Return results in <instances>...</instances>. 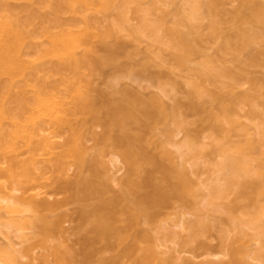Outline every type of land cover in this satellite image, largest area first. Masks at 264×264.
Returning <instances> with one entry per match:
<instances>
[{"label": "bare ground", "instance_id": "1", "mask_svg": "<svg viewBox=\"0 0 264 264\" xmlns=\"http://www.w3.org/2000/svg\"><path fill=\"white\" fill-rule=\"evenodd\" d=\"M14 1L15 0H0V156L2 157H0V159H3L6 155L4 159H6L7 167H10L8 171V168H5L7 172L5 169L2 171V168H0L2 171H0V174L6 173V176L8 178L10 176L12 181H22V183H24V180H26L28 176L30 177L31 174L33 175H31L32 177L36 176L34 173L29 172L28 174L27 171L28 169L31 172L34 171L31 169L34 168L33 163L32 165L29 164V166H27V164L30 163V161L32 162L31 159H33V161L35 160L36 156L34 155H37L38 151L41 149L46 150L49 154V158H52L53 154H55V157H53L54 160L50 159L54 161H52L54 164L52 163V165H50L51 167L54 165L53 168L49 165L47 166L50 168L49 171L54 172V175L55 171L56 174L58 171V173L61 172L68 175L67 172L70 170L69 167L71 165L76 166V172L85 168L84 172L87 170L90 174L89 176L84 177L78 174L79 177H77L78 175L74 173V176L77 175L75 176V181L71 179L75 178L73 175V177L71 176L70 178L71 180L67 178V181L66 179L62 180L61 178L64 177L61 176L59 179H56L58 178L56 177V180L52 177L53 180H51V182H54H52V184L54 185L56 182L57 184L60 182L61 184L59 183V185L61 186L57 184L53 186L47 182V184L43 183L44 185L40 184V186L43 185V187L49 185L61 192H67V188L70 186L71 193L67 195V198L69 196L86 197L83 200L84 205H80V208H85H83L82 211L78 209L80 217L77 213V218L79 219H76L80 220V223L78 222V226L80 227H82L85 222L84 225H86L88 221V229H91L89 223L91 221L94 230L92 232L88 231L87 234H91L89 236L91 238L93 232L96 233L93 238H91L95 240L94 242L96 244L94 243L95 245H93V241L90 240V238L84 237L82 238L83 241L81 239V249H78L80 251H83V248L87 249L91 246V249L93 248L92 250L95 251L97 248L96 245L101 243L100 240L103 237H107L106 239L111 243L112 238H114L113 235L116 234L114 239L117 238L116 240L122 242L124 238H126V234H130V236L134 238V241L135 239H141L145 242L143 245L144 247H139L138 244L136 245L134 243L135 245L133 244L129 246L130 248H127V250H131V252L135 251L136 248L139 251L136 263L134 262V264H154V262L158 263V261L159 264H178L176 261H172V257V259L164 256L161 257V253L159 254L158 250H156L157 247L154 241H157L155 239L159 238L157 237L158 234H160V239L162 240L163 231L167 239L173 236L172 239H176V237H184V235H180L177 231L175 232L178 234L174 231L173 233L169 231V229H167V233L165 232L166 229L163 228L158 229L159 232L156 231L153 233L148 230L150 228L141 226L142 218L145 217L144 219L149 223L151 221L153 222L155 220L154 218H156L155 216L162 213V211H159L160 208L164 209L170 206L169 201L173 204L176 202V198H178L181 204L182 202H190L192 204L191 206L195 208L194 211L192 207V214L195 215L194 218L188 217L189 219L183 220V223L180 221L181 219H178L181 228L187 231L186 236L183 239L180 237L178 242L181 239L183 245L193 249L191 250L192 252H196V250L199 251L200 249L205 250L206 248V251H208L210 246L207 242H204L206 240H203V238H205V236L208 237L212 229H217L216 227L219 221L220 225H218L222 229L219 228L217 231L220 241L223 240L221 242L223 243L222 246H224L226 240H228L230 247L234 245L230 249L232 259L230 260L231 263H229L251 264L245 258L249 241L257 237V234L262 233L261 235H264V169H260L259 167L257 172L250 170V168L252 169L251 161H253L251 151L253 150L252 147H257V142H260L258 144L264 142V124L261 125L260 123L257 125L258 131L261 128L259 131V133H261L259 135L261 136H259L258 139L255 141H252V139L249 141L248 138L244 141L241 139L242 143H238L237 141H240V138L239 140L233 139V137L237 135L240 137V134H235V129L238 128L239 123L235 117L233 118V113L234 111L237 113V107L246 102L248 104L250 103L253 108L251 109L253 112L252 114L257 115L259 113L261 115V112H258L255 107L256 102L258 103V97L264 93V86H261L263 83L258 77L257 81L254 79L256 76L252 75L251 67L253 64L256 65L255 63L257 62L254 60L258 59L259 54L262 53L261 46H264V0L242 1L243 4H240V9L235 11L234 17L232 16L233 21L229 20L232 24L227 23L226 19L224 22L222 21L223 19L220 20L221 17L218 12L221 13L220 10H222V7H219L225 5L226 2L224 0H182V2L181 0H153L151 1L152 3L149 2L150 0H22L23 3L20 5L13 4ZM145 1L146 3H143ZM169 1L171 3H169ZM161 2L168 3L171 6L165 3L164 6ZM175 2H177V4L180 3V5H177ZM158 4L161 5L159 6ZM163 8L171 10L165 11L166 9ZM64 13L72 15L68 21L63 19ZM100 13L102 15H99ZM132 19H136V24L132 22ZM222 22L225 25L222 24ZM226 27L228 28L227 30L224 29ZM145 38H147V40ZM38 40H40V43H38ZM142 40L146 42V44H150L149 46L151 48H149L150 50H146V48L149 47L146 46V48L141 51H139L140 47L139 50L138 47L132 50L141 55V62H138L136 61L138 60L136 56L139 55L131 51L129 44L132 43L131 41H134L141 45ZM148 40L150 43L147 42ZM205 43H211V46H215L213 47L215 49V54L206 53ZM256 49L257 51L259 50V54ZM140 52L144 54H140ZM133 53L135 55H133ZM167 56L171 58H169L171 60L170 63H168L170 60L167 59ZM255 57H257V59H254ZM132 58L135 59L136 66L140 67H135V64L133 66V63H131ZM164 59L167 60L165 61ZM194 60H196V62L198 61L196 66H193L194 64L192 61ZM155 61L158 65L170 64V67L174 66L170 69L171 72L174 71V68H177L175 71H187L186 83H188L187 85L191 88L188 90L189 92L187 91L188 100L186 101L188 102L185 104V101V105L181 104L183 101L180 102V100H176V98L174 99L175 103H172L174 105L168 106L169 103H165L166 101L164 102V99L160 98L163 97L161 94L160 97L158 93H154L155 95L148 97V95L141 93L144 95V98L131 93V87L125 86L126 89L123 87L125 82L121 83L122 79L124 81L125 77H142L144 73L149 70V67L156 64L154 63ZM160 61H162V63ZM145 62L146 65H144ZM140 63H142V65H139ZM250 63L252 64L250 65ZM249 65L250 69L248 68ZM130 66L132 68H130ZM47 67H49L52 75L60 76L58 81H52L49 76L47 78H39L36 76L35 71H42ZM133 67H135V70ZM129 69L135 72H138V69H140V75L139 73L135 75L136 73L134 72L133 76ZM248 69L250 72H248ZM189 74L191 75L189 76ZM250 74L254 77L249 78L248 76H250ZM99 75L105 76L106 83L108 87L111 88L109 91H113V95L111 93L109 96V91L107 92L106 89H104L105 92L95 85L94 78ZM197 75L199 78L197 77L196 79ZM159 76L161 79L158 75L153 78V83H155L157 87L161 83L163 84V82H161L163 81V75ZM170 79L171 78L168 77L167 80H164L166 82L163 84V87L162 85L159 87L162 91L163 89L164 91L166 90V92L163 91L164 93L170 90L169 88L165 89L168 87V85H166L168 81L169 86H172L171 84H174V87L177 86V84L174 83L175 80ZM156 80H158L159 83H156ZM248 82H250V84ZM206 83H208V85ZM247 83L248 86L246 87L245 84ZM212 84L217 85H214L217 87V91H213V89L209 87V85ZM173 86L171 87L172 89H174ZM114 91L117 92L115 95L118 94L119 96L117 95L116 97L119 98L115 97ZM137 92L138 91H136V93ZM101 96L104 97V99L106 98V100L104 101ZM97 97L101 99L97 100ZM202 100L203 102H201ZM98 101H104V103L102 102L103 104H101ZM186 105V110L189 109L191 112L200 111L204 113V125L210 130V138H212L211 144L215 148V152L217 151L218 154L220 153V159L216 162L218 170H213V173L216 172L214 174L217 175L215 177L216 179L214 178L213 182L212 179H209V184L206 187V189H208L207 191H209V198L205 199L203 203H198L199 206L196 200L200 194H197L198 189L194 187V182L192 183L191 181L192 178H189V170L187 172L183 161L184 159L185 161H189L190 159L192 163L194 161L193 165H196L197 160L200 159L201 156L207 154L209 149L205 150L207 147L204 148V146L200 145L199 141L196 139L197 137H195L194 134H188V132L185 133L186 136L184 140L182 139V144L180 142H175V138L173 139L174 135H177L178 132L180 133L183 129L184 123L182 120H184V117L182 119L180 118L183 116L184 112L183 114L179 112H181L180 108ZM103 113L104 116H102ZM262 116L264 115L260 117ZM46 120L51 121L54 134L57 137L63 138L62 142L51 141L49 137H44L40 140L36 139L39 130L42 129L43 123ZM133 122L139 125L136 126L138 131L134 133L131 130V124ZM99 125L102 126V131L105 127L103 133L101 131H96L95 128ZM157 128L160 129L162 137H156L155 139V135L160 136L157 134L158 131L156 134L154 133V135L152 133L154 129L157 130ZM244 129L248 131L247 128L244 127ZM244 129H242V132ZM186 130L189 131L188 129ZM233 130L234 132H232ZM114 131L120 134H116ZM174 131H176L175 134ZM244 132L242 134H244ZM146 134L151 135L149 137ZM146 136L149 138L145 139ZM151 137H153L154 141ZM230 139L233 140L231 141ZM21 140L26 143L27 149L30 151L31 156H33L30 160L29 158L27 160L25 159L24 163L26 164L22 162L23 160L19 159V161L17 157L18 161L12 160V164L10 163L9 165L7 159L10 160L11 157L16 159L18 155L13 156V154L19 151V142ZM88 140H93L94 142L93 146H90L92 151H89V146L86 145V141ZM146 142H148L150 146L153 144L154 149H151ZM243 143L245 144L243 145ZM168 144L176 145L178 147L176 148L180 151H177L175 148L177 152L173 150L175 153L173 152L172 154V149L169 150L167 147ZM178 144H180V146H178ZM247 146L248 148H245ZM119 147H123V151L120 155L123 158L122 160L127 163L126 169L128 168V174L125 172L123 175L124 180H122L123 176L120 179V181L123 182L121 183L123 187H125V191L124 193L122 191L120 193L121 189L119 191L111 189L114 192L110 193L111 190L109 192L106 190L110 184L107 185L103 182L104 172L108 171L107 167H105L106 163H104L106 161L104 157L100 159L99 155H106L104 153L117 155V152H120L118 149ZM9 151H12V153L14 152L12 156H9L11 155ZM182 151L183 153H181ZM212 151L214 152V150ZM35 152H37V154H35ZM8 153L9 155H7ZM118 155L111 160L112 164L113 162L120 161L121 158H118ZM177 155H180L179 158H181L178 163L167 161H172V157H175L177 160ZM26 161H28V163ZM140 162H143L140 164L143 171L145 165H147L145 166L147 168L149 166L148 171L146 170L148 172L146 176H141L142 174L138 172V168L140 167L138 164ZM96 165L100 166L96 168ZM24 166L25 168H23ZM213 166L211 167L212 169ZM14 169L18 171L20 177L22 175L21 178L24 180L21 179L19 181V179H16L19 177V174L16 175L17 172H14ZM21 170H23L24 173ZM20 171L23 174L20 173ZM87 171L85 172L86 174H88ZM249 172L250 174L252 173V176ZM253 172H256L257 176L254 175ZM42 173L41 176L45 174L44 172ZM138 173L139 176H141L140 178L137 176ZM157 173L159 177L156 176ZM220 173H222V175H220ZM2 174L0 177L5 176ZM26 174L28 175L26 176ZM29 177L27 179H29ZM67 177H70V175ZM218 177L220 179L217 180ZM34 178L35 179L32 178L33 181L38 180L37 176ZM222 180L223 182H221ZM104 181L108 180L105 178ZM26 182L27 180L24 184H28L29 187L25 186L24 191H30L29 189L25 190L27 187L33 190L36 189L34 184ZM62 182H66V184L63 186ZM67 184L69 185L68 187H66ZM62 186L66 187V189L62 188ZM57 187H61V189ZM233 187L237 188V192L239 193L238 197L248 199L245 207H252L251 209L247 207L246 209L243 207L244 205H239L238 201V203H231L229 200L228 203L227 201L224 202L225 200L220 201L222 205L221 208V205L217 203V201L220 199L227 200L226 195L227 193L229 194L228 191ZM15 188L18 190L17 187ZM15 188L13 189L14 191H16ZM147 188L151 189L149 190L150 192H143V189L147 190ZM193 188H195V190ZM47 191L45 194L47 193L46 195L50 196L51 194L49 193L52 192H49V190ZM104 191L107 193L103 194ZM115 192H119V195H121L120 199L123 197L125 198L124 201L119 200V202H117V197H114L116 196ZM108 194H110L111 197ZM128 195L134 196L131 201H133L135 206H131L132 202L130 200V204H128L130 206L122 204V202L128 200L126 199ZM4 196L5 197L0 195L1 232H4V229H9L11 226L17 227L16 229H19V231L22 228L25 229L28 227L32 229V233L35 231V234L37 230H39V233H41V230L45 231V233L50 231L56 232L58 229L61 231L63 228L62 223L68 221L66 219V213L58 212L59 214L52 219L48 217L47 214L41 213L42 209L48 210L53 206L50 202L51 199L48 200L49 196L48 198L45 196V198L42 199L35 198V196L39 197L36 193L32 196L28 195L27 197L20 195L19 198L18 195H11L12 198L9 196L6 197V195ZM101 196L103 197L100 200L99 198ZM107 196H109L108 200L106 198ZM21 197L24 201L30 198L32 200H26V202H30L26 203L23 201V203L21 202L23 200L20 199ZM88 197L90 199L94 197L92 199L94 202L97 199L100 200V202L98 201L99 204L95 203L96 205L94 204L92 206V204L89 203L90 207H88L89 205H86V207L85 203L90 200ZM112 197H114L113 200L111 199ZM104 198L109 201L107 204L104 202L102 203V201H105ZM80 199L81 198H78L79 201H82ZM110 200L112 203H110ZM222 202L226 203L225 206ZM22 203L23 205H29L27 207H20L19 205H22ZM59 203L60 202L57 201L56 204L62 206ZM63 204L65 205V203ZM108 204L112 207H108ZM117 206H124V208L117 210L118 213H116V211L113 210L116 209ZM105 207L109 209L106 211ZM23 208L31 211L36 210V214L32 218L30 216L26 219H24L26 214H22L24 217L21 216L22 218L20 217V219H18L20 216L18 215L19 209V213H26ZM58 209L59 207L57 208L56 206V210L53 208L52 213ZM209 209H213L212 211L216 212L223 211L224 214L219 217H210V213H207L210 211ZM216 209H218V211ZM238 209L242 211L240 212ZM100 210L105 211H103L102 214ZM14 213L17 217H15ZM119 213L120 215H118ZM7 214L9 215L7 218L8 220L5 218L8 216ZM112 215H114V220ZM115 215L119 218L117 219ZM140 217L141 222L139 220ZM85 218H89V220L86 221ZM125 218L127 221H125ZM119 220L128 222L129 227H127V223L124 224L125 226L117 225L118 223L116 222ZM214 220L218 221L215 222ZM81 221H83V224ZM40 223H43L41 224L42 226ZM114 223H116L117 226ZM175 225L177 226L176 223ZM244 226L250 227L254 232L246 231ZM42 227L43 229H41ZM46 228H50L51 230H46ZM117 228L120 230V233ZM125 228H130L132 231L135 229V231H137L133 233V236L129 231L130 229L127 230V232L129 231L128 233L121 231V229L124 230ZM77 230H79L78 227ZM160 232H162V234ZM23 234L26 239V235L28 234ZM97 234H100L98 235L100 236L99 239L102 237L100 240L98 239V241L97 238H95ZM109 236H113L111 240H109ZM120 236L122 238H120ZM244 237L247 238L248 242L245 241L246 238ZM25 239L23 240L25 241ZM84 239H87V241ZM260 239L262 240V238H259L261 249H255L256 251L254 254L257 255L258 258L262 257L264 260V241L262 242ZM231 240L233 243H236L230 244ZM103 241L104 239L102 243ZM105 242L106 241H104V243ZM228 243L225 244V248L228 247ZM7 245L8 247L6 245V247H3L4 245L2 246L0 243V264H20L18 260L19 255L21 257H28V253L31 254V251L35 249L31 244L27 245V247L23 246L24 248L20 247L21 249L19 250L16 249L17 247L12 242ZM83 245L86 247H82ZM105 245L108 246V243H105ZM91 249L90 251H92ZM75 251H73V249L67 251L55 250V258L58 264H67L71 255L78 253V251ZM85 252L87 253L88 251L85 250ZM86 253L84 254L83 251L82 254L87 257ZM115 258L116 256L105 262L103 261L106 259H101L102 262H100L105 264H120V260ZM44 260L46 261V258L43 259V261ZM113 260L117 261L113 262ZM30 263L32 262L28 264ZM188 263L187 261L185 264ZM24 264H27V262H24Z\"/></svg>", "mask_w": 264, "mask_h": 264}, {"label": "rangeland", "instance_id": "2", "mask_svg": "<svg viewBox=\"0 0 264 264\" xmlns=\"http://www.w3.org/2000/svg\"><path fill=\"white\" fill-rule=\"evenodd\" d=\"M151 1H153V0H150L149 2H151ZM180 1V0H179ZM179 1H177V2H179ZM225 2V5H221L219 8H221L222 7V10H220L221 11V13H219L218 12V14H220L219 16L221 17V19L220 20H222L223 22H224V20L226 19L227 21V23H231V22H229V20H231V21H233L232 20V18L234 17L233 15H234V13H235V11H238L237 9H240L239 8V6H241L240 4L242 3L243 4V2L242 1H244V0H224ZM245 1H247V0H245ZM263 1V0H262ZM168 2V1H167ZM177 2H175L176 4H177ZM181 2H182V0H181ZM23 3V1L22 0H15L14 2H13V4H15V5H20V4H22ZM143 3H146V1L145 2H143ZM152 3V2H151ZM163 5H164V3L165 2H161ZM169 3H171L170 1H169ZM174 3V2H173ZM223 3V4H224ZM165 4H168V3H165ZM146 5V4H145ZM149 5H151V4H149ZM159 6L161 5V4H158ZM169 6H171L170 4H168ZM168 5H167V7H168ZM177 5H180V3H178ZM147 6V5H146ZM165 6V5H164ZM166 7V8H167ZM174 7V6H173ZM172 7V8H173ZM166 8H163V9H166ZM170 8V7H169ZM162 9V8H161ZM167 10H171V9H166L165 11H167ZM160 12V11H159ZM99 15H102L101 13L99 14ZM70 16H72V15H70L69 13H64L63 14V19L65 20V21H68L69 19H70ZM170 16V15H169ZM223 16V17H222ZM233 16V17H232ZM171 17V16H170ZM169 17V18H170ZM171 19V18H170ZM133 20V19H132ZM134 24H136V19H134L133 21H132ZM222 22V24H224ZM226 23V24H227ZM232 24V23H231ZM230 24V25H231ZM225 25V24H224ZM229 25V26H230ZM225 30H227L228 28L226 27V28H224ZM146 40H147V38H145ZM145 39H144V41H145ZM119 40H123V39H119ZM125 41H126V39H125ZM132 43H130L129 45V48H131V51L132 50H134V49H136L137 47H138V50H139V47H140V50L139 51H141V50H144L145 48H146V46H149L148 44H146V42H143V40H142V43H141V45H140V43L138 44V43H136V42H134V41H131ZM147 42H149V40L147 41ZM38 43H40V40H38ZM136 43V44H135ZM150 43V42H149ZM264 43V42H263ZM206 44V46H205V50H206V53L208 54H210V53H214L215 51V49L213 48V47H215V46H211L212 44L211 43H205ZM205 44H203V45H205ZM211 44V45H210ZM202 45V46H203ZM262 45V44H261ZM260 45V46H261ZM259 46V45H258ZM263 46V45H262ZM262 46H261V49H262V53L261 54H259V50L257 51V49H256V51L258 52V54H259V57H258V59H257V57H255L254 59H257V60H254V61H256L257 63H255L256 65H254L253 64V66L251 67V72L253 73L252 75H254V76H256V78L254 77V79L257 81V77H258V79L259 80H261L262 81V83H263V85H261V86H264V52H263V50H264V46H263V48H262ZM204 47V46H203ZM149 48H151L150 46L148 47V48H146V50H150ZM205 50H203V51H205ZM253 50V49H252ZM252 50H251V52H252ZM261 51V50H260ZM132 52H136V51H132ZM144 52V51H143ZM141 53L140 52V54H144V53ZM149 52V51H148ZM151 53V52H150ZM254 53V52H253ZM136 55H139V54H137V52L135 53ZM134 53H133V55H135ZM148 55H151V54H149V53H147ZM211 54V55H212ZM215 54V53H214ZM146 55V54H145ZM169 56V55H168ZM167 56V59H169L170 57H168ZM255 56V55H254ZM141 57V55H139V56H136V58H138V60H136V61H140V58ZM143 57V56H142ZM146 57V56H145ZM144 57V58H145ZM143 58V59H144ZM147 58H149V57H147ZM158 58V57H157ZM160 59V58H159ZM166 59V60H167ZM171 59V58H170ZM169 59V60H170ZM165 60V59H164ZM165 60V61H166ZM134 61H135V59L134 58H132L131 59V63H133V66H134V64H135V67H140V66H136L137 64H136V61H135V63H134ZM143 61V60H142ZM148 61V60H147ZM254 61H253V63H254ZM141 62V61H140ZM157 62H158V60H157ZM156 61L154 62V63H156L155 65L153 64V66H151V67H149V70L146 72V73H144V75L142 76V74H141V76L142 77H138L137 78V76H135L136 78H131V77H125V79H124V81H123V79H122V81H121V83H124L125 82V84H123V87L125 88V86H129V87H131L132 88V92L131 93H133V94H136V95H139V96H142V97H144V95H148V97L149 96H151V95H155L154 93H158L159 94V97H160V94L163 96V97H160V98H163L164 99V102L165 103H169V105L168 106H170V105H174V104H172V103H175L174 102V99H176V100H180V102H182L181 104L182 105H185L188 101H186V100H188V95H187V91L188 90H190V88L191 87H189L187 84L188 83H186V81H187V71H184V70H177V71H175L177 68H174V71H172L171 72V68H173V67H170L171 65L169 64V65H158V63H157ZM161 63H162V61H160ZM168 62V61H167ZM171 62V60L168 62V63H170ZM193 62V66H196L197 65V62H196V60H194V61H192ZM252 62V61H251ZM167 63V64H168ZM144 64V63H143ZM252 63H250V65H251ZM132 65V64H131ZM139 65H142V63H140ZM144 65H146V62H145V64ZM173 65V64H172ZM250 65H249V69H250ZM192 66V65H191ZM135 67H133V69L135 70ZM144 67V66H143ZM147 67V66H146ZM145 67V68H146ZM130 68H132L131 66H130ZM136 68V69H137ZM111 69V68H110ZM132 69V70H133ZM141 69H143V68H141ZM248 69V72H250V70ZM130 71H131V69H129ZM131 71V74L134 76V72L135 71ZM140 69H138V72L136 71L135 73V75H138V73H139V75H140V71H139ZM107 71H108V69H107ZM144 71V70H143ZM112 72V71H111ZM68 73V72H67ZM66 73V74H67ZM109 73V72H108ZM35 74H36V76L37 77H39V78H47L48 76L49 77H51V80L52 81H58L59 80V78H60V76L59 75H52V73L50 72V69H49V67H47L46 69H44V70H42V71H35ZM69 74V73H68ZM108 75V74H107ZM131 75V76H132ZM158 75V77H160L159 75H163V77H162V79H163V81H161V82H163V84L166 82V81H164V80H167L168 79V77H170L171 79L170 80H175V84H177V86L176 87H174L175 85L174 84H171L172 86H173V88L174 89H172L171 87L172 86H169V81L167 82L168 84H166V85H168V87L167 88H165V89H170L169 90V92L167 91V93H164V92H166V90L164 91V89H163V91L161 90V88H159L160 87V85H162V87H163V84L161 83L158 87H157V85H155V83H153V78L154 77H156ZM191 74H189V76H190ZM188 76V77H189ZM193 76V75H192ZM248 76V75H247ZM195 77V76H194ZM197 77H198V75L196 76V79H197ZM249 78L250 77H252L251 76V74H250V76H248ZM248 77H247V79H248ZM252 77V78H253ZM199 78V77H198ZM159 79V78H158ZM160 79H161V77H160ZM159 79V80H160ZM201 79V78H200ZM94 80H95V85H97L100 89H103V91H105L104 89H106V91L108 92L109 90H111V88L110 87H108V84L106 83V79H105V76L104 75H99V76H96L95 78H94ZM155 81V80H154ZM200 81V80H199ZM246 81V80H245ZM159 83V81L158 80H156V83ZM177 82V83H176ZM258 82H260V81H258ZM249 84H250V82H248ZM248 83L247 84H245V86L247 87L248 86ZM261 83V84H262ZM51 84H53V83H51ZM126 84H128V85H126ZM207 85H208V83H206ZM214 85H216V84H214ZM213 84L212 85H209V87L211 88V89H213V91L215 90V91H217V87H215ZM244 85V84H243ZM121 86H122V84H121ZM217 86V85H216ZM244 87V86H243ZM122 88V87H121ZM219 88V87H218ZM249 88V87H248ZM113 89V88H112ZM126 89V88H125ZM134 90V91H133ZM243 90V89H242ZM244 90H245V88H244ZM105 91V92H106ZM136 91H138L137 93H136ZM140 92V93H139ZM189 92V91H188ZM264 92V91H263ZM109 96L111 95V93H112V95H113V91L111 92V91H109ZM115 93H117L116 91H114V95H115ZM144 94V95H142V94ZM106 94V93H105ZM118 94H116L115 95V97L117 96ZM106 96H107V94H106ZM119 96V95H118ZM158 96V95H157ZM264 93H263V95H261L260 97H258V99H257V101H258V103L256 102V110H258V112H261V115H264ZM112 97H114V96H112ZM148 97H146V98H148ZM98 98V97H97ZM101 98H103V100L105 101L106 100V98L104 99V97H102L101 96ZM100 97L97 99V100H100L101 99ZM108 98V97H107ZM116 98H119V97H116ZM145 98V97H144ZM104 101H98V102H100L101 104H103L104 103ZM186 101V102H185ZM103 102V103H102ZM184 102H185V104H184ZM201 102H203V100L201 101ZM205 102V101H204ZM246 103V102H245ZM241 104V106L239 105L238 107H237V113H235V111H234V113H233V118L235 117L236 119H237V121H238V130L237 129H235V131H236V133L235 134H240V137H238V135L237 136H234L233 137V139L234 140H236V139H238L239 140V138H240V141H237L238 143L240 142V143H242V141H244L245 139L247 140V138L249 139V141H251L250 139H252V141H255L256 139H258L259 138V136H261V135H259V134H261V133H259V131H260V127H258V128H260L259 129V131L257 130V125L258 124H260L261 123V125L262 124H264V116H262V117H260L261 115L258 113L257 115L256 114H252L253 112L251 111V109H253L252 107H251V105H250V103L248 104V103H246V104ZM186 108H187V105L186 106H184V107H182V108H180L181 109V112H179V113H181V114H183V112H184V114H183V116L180 118V119H182L183 117V119L184 120H182L183 121V123H184V125H183V129H182V131H180V133L178 132V134L176 135L175 134V132L176 131H174V137H173V139H174V141L175 142H177V143H181V141H182V139L184 140V138H185V133H187L188 132V134H194L195 135V137H197L196 139L199 141V144L200 145H202V146H204V148H206L205 150H207V149H209L208 150V153L207 154H205V155H203V156H201L200 157V159H198L197 160V164L196 165H193L194 164V161H193V163H192V160H190L189 159V161L188 160H186L185 161V159H184V161H183V164H184V166H185V168H186V170H187V172H188V170H189V178H192L191 179V181H192V183L194 182V187L195 188H197L198 189V193L197 194H200V195H198L199 197H198V199L196 200L197 201V205H198V203H203V201L205 200V199H208L209 198V196H208V193H209V191H207L208 189H206V187H207V185L209 184L208 183V181H210L209 179H212V182L214 181V178L217 176V175H214L216 172H214L213 173V170L214 169H216V170H218L217 169V167H216V165H217V163L216 162H218L217 160H219L220 159V156H219V154H218V152L216 151L215 152V148L212 146V144H211V142H212V138H210L211 136H210V130H209V128L207 127V126H205L204 125V118H205V115H203L204 113H202V112H200V111H196V112H191L189 109V111L188 110H186ZM180 111V110H179ZM235 115V116H234ZM255 115V116H254ZM102 116H104V113H103V115ZM234 121H236V120H234ZM133 123H135V124H133ZM132 124H131V130L133 131V133L134 132H137L138 131V128L136 127V126H139L138 125V123H136V122H133ZM235 123V122H234ZM172 125V124H171ZM10 126V125H9ZM174 126V125H173ZM133 127V128H132ZM236 127H237V125H236ZM243 127V128H242ZM244 127L245 128H247L248 129V131H246L245 129H244ZM262 127V126H261ZM234 128H235V126H234ZM240 128H242V129H244L243 130V132L245 131V132H247V133H245L244 132V134H242L243 132H242V129H240ZM96 131H101L102 133L104 132V129H105V127L103 128V131H102V126L101 125H99V126H97L96 128ZM156 129V128H155ZM154 129V131L152 132L153 133V135H154V133L156 134L157 133V131H158V133L157 134H159L160 136H154V138L156 139V137H162V133H161V131H160V129L159 128H157V130H155ZM186 129H188L189 131H187ZM240 129V130H239ZM115 130H117V129H115ZM119 131V130H118ZM115 132V131H114ZM160 132V133H159ZM232 132H234V130L232 131ZM241 132V133H240ZM116 134H120L119 132H115ZM151 133V134H152ZM115 134V135H116ZM149 134V133H148ZM150 134V135H151ZM232 134H234V133H232ZM242 134V135H241ZM147 135V134H146ZM150 135H147V136H149L150 137ZM193 135V136H194ZM146 136V138L145 139H147V138H149V137H147ZM44 137H49L50 139H51V141H54V142H57V141H60V142H62V140H63V138H61V137H57L55 134H54V132H53V128L51 127V121H49V120H46V121H44V123H43V126H42V129H40L39 130V133H38V136L36 137V139H38V140H40L41 138H44ZM232 137V136H231ZM151 139H153V137H151ZM151 139H150V141H151ZM233 139H230L231 141L233 140ZM241 139H242V141H241ZM153 141H154V139H153ZM248 141V142H249ZM236 142V143H237ZM93 140H88V141H86V145H88L89 146V151H92V149L90 148V146L92 147L93 146ZM176 143V144H177ZM247 143V142H246ZM255 143V142H254ZM258 143H260V142H257V144ZM264 142H262V144H256V148H253L252 147V157H253V161H251L252 162V169L250 168V170L252 171V170H254V171H256L257 172V170H259L258 168L260 167V169H264V144H263ZM145 144V143H144ZM146 144H148V146L151 148V149H154V146H153V144H151V146L149 145V143L148 142H146ZM172 144V143H171ZM182 144V143H181ZM245 143H243V145H244ZM178 146H180V144H178ZM201 146V147H202ZM19 151H17V153H12V151H9V153L11 154V155H9V153L7 154V155H9V156H12V154H13V156L14 155H18V156H16V159H13V157H11L10 158V160L9 159H7L8 161H9V165H10V163L12 164V160L13 161H16L17 160V157H18V160L20 159V160H23L22 162L24 163L25 162V159L27 160L28 158H29V160H30V158H32V156H31V153H30V151L27 149V146H26V143L24 142V141H20L19 142ZM167 147L169 148V150L170 149H172L171 151H172V154H173V152L175 151V152H177V151H180L179 149H177L178 147L176 146V145H170V144H168L167 145ZM177 147V148H176ZM212 147H213V149H212ZM250 147V146H249ZM177 149V151H176V149ZM183 148V147H182ZM245 148H248V146L247 147H245ZM91 149V150H90ZM119 149V151L120 152H117L118 154V158H121L120 159V161H117V162H113V164L111 163V160L113 159V158H116V156L117 155H115V154H112V153H104V154H106V155H99V158L100 159H102L101 157H104V159H105V161L106 162H104V163H106L105 164V167H107V170L108 171H105L104 172V174L105 175H103L104 176V178H103V182H105L107 185L108 184H110L109 186H108V188L106 189L107 190V192H109L111 189H115L116 191H119L120 189V193H121V191L124 193V191H125V187H123V185H122V181H120V179H121V177L125 174V172H127L128 171V168L126 169V167H127V163L124 161V160H122L123 158L121 157V153H122V151H123V147H119L118 148ZM117 149V150H118ZM214 150V152L212 151V150ZM250 149V148H249ZM248 149V150H249ZM174 150V151H173ZM181 150H183V149H181ZM38 151V150H37ZM59 151V150H58ZM247 151V150H246ZM16 152V151H15ZM96 152V151H95ZM174 152V153H175ZM205 152V151H204ZM250 152V151H249ZM250 152V153H251ZM179 153V152H178ZM181 153H183V151L181 152ZM35 154H37V152H35ZM51 154V153H50ZM204 154V153H203ZM181 155V154H180ZM179 155V156H180ZM6 156V155H5ZM5 156L3 157V159L5 158ZM34 156H36V158H35V164H34V161H33V159H31L32 160V162L30 161V163H28V161H26L28 164H27V166H29V164L30 165H32V163H33V166H34V168H36V169H34V168H31V169H33L34 171L33 172H31V171H29V169H28V167H27V171H28V174H29V172L30 173H34V175H36L38 178V180H32V178L33 179H35L34 177H36V176H34V177H32L31 175H30V177H29V179H27L26 178V180H27V182L26 183H32V184H34L36 187V189L35 190H33V189H30V188H28L29 186H28V184H24L25 183V181L26 180H24L23 178H21L22 177V175H21V177H20V174L18 173V171H15L17 168H19V167H17L16 169H14V172H17L16 173V175L17 174H19V177H17L16 179L18 180L19 179V181L21 180V179H23L24 180V183H22V181H20V182H17V181H15L14 182V180L12 181L11 179V177L9 176V178L6 176V173L5 172H3V173H5V174H2V175H5V176H3V177H0V195H3V197H5L4 195H6V197H11V195H18V198L20 197V195L21 196H25V197H27L28 195H33V194H35L36 193V195H39V197H36L35 196V198H40V199H42V198H45V196L48 198V196L49 195H46L47 193H48V191L47 190H49V192H52V193H49V194H51L50 196H49V198H48V200L49 199H51L50 200V202L53 204V208H54V210H56V206H57V208L59 207V209L57 210V211H55V212H53L52 213V210H53V208L51 207L50 209H42V211H41V213H45V214H47V216L48 217H50L51 219L52 218H55L59 213L58 212H60V213H66L67 215H66V219L68 220V221H65L64 223H62V230L60 231V229H58L56 232H51L50 230V228L48 229V228H46V230L48 229L50 232H48V233H45V231H42L41 230V233H39V230H37V229H34V230H37L36 231V234H35V231H33L34 233H32V229H30V228H25V229H21L20 231H19V229L17 230L16 228L17 227H15V226H11V227H9V229H4V232H1L0 231V243L2 244V246L3 247H8V243H13L17 248L16 249H21L20 247H22V248H24L25 246L27 247V245H32L33 247H35V249L34 250H32L31 251V254L30 253H28L29 254V256L28 257H24V256H20L19 255V258H18V260L20 261V264L22 263V264H24V262H27V264L29 263V262H32V263H30V264H58V262H57V260H56V256H55V250H57V249H59L60 251H67V250H71V249H73V251H78V253L77 254H75L74 253V255H71V257L69 258V262L67 263V264H105V263H101L102 261H101V259H106V260H104L103 262H105V261H107V260H109L110 258H113L114 256H116V258L115 259H119L120 260V264L122 263V264H134V262L136 263V259H137V257H138V255H139V251L137 250V248L135 249V251H133V252H131V250H127V248L129 247V246H131V245H133L134 243L137 245H139V247L140 246H143L144 244H145V242L144 241H142L141 239H135V241H134V238L133 237H131L130 236V234L129 235H127L126 234V238H124V240L122 241V242H120V241H118V240H116V239H114L116 236V234H114L113 236H114V238H112V237H108V238H110L109 240H111V238H112V241H111V243H110V241H108V239H106V238H100L99 239V237L100 236H98V235H100V234H97L96 235V237L95 238H97V241H98V239L100 240V242L101 243H99V244H97L96 245V250L95 251H93L92 249H91V247L90 248H87V249H85V248H83V251H84V254L86 253L85 252V250L86 251H88L87 253H86V255H87V257H85V255L84 254H82L83 253V251H80V250H78L79 248L81 249V245H82V241H83V239L82 238H84V237H88V238H90L89 236L91 235H88L87 234V232L88 231H90V232H92L94 229H93V225H91V221L89 222L90 223V228L91 229H88L89 228V226H88V221L87 220H89V218H85L86 219V221H87V224L86 225H84L83 224V221H81V223L83 224V226L82 227H80V226H78L79 225V223H80V220H77V219H79V218H77V215L79 214L78 213V209H81L80 211H82L83 210V208H85V207H83V208H80V205H82L83 204V200L86 198V197H84V198H82V196H76V197H68L67 198V195H70V193H71V188H70V186L67 184V186L66 187H68L69 186V188H67L68 189V191L67 192H61V191H58V190H55L53 187H51V186H49V185H46V186H49V187H46V186H44L43 187V185L44 184H47V183H50V184H52V182H51V180H53V179H55L56 177H58V178H56V179H59V177L61 176V177H64V178H61L62 180H64V179H66V181H67V178L68 179H70L71 178V176L73 175L74 176V173L75 174H79V175H82V176H84V177H86V176H89L90 174L88 173V171H87V173L88 174H86L85 172H84V167L86 166H84V167H82V168H84V169H82V170H80L79 172H76L75 170H76V166H73V165H71L70 167H69V171L67 172L68 173V175H70V177H67L68 175L66 174V173H61V172H59L58 173V171H57V174H56V171H55V175H54V172H52V171H49L50 170V168H48L47 166L49 165H52V163L54 162L53 160V157H55V154H53V157L52 158H49V154L46 152V150H39L38 151V154L37 155H34ZM175 156V155H174ZM179 156L177 155L176 157H177V160L175 159V157H172V161H170V160H167V161H169V162H174V163H178L179 161H180V159L181 158H179ZM1 157V156H0ZM2 158V157H1ZM15 158V157H14ZM98 158V159H99ZM187 158V157H186ZM0 159V168H2L1 170L2 171H4L3 169H5L8 165H7V163H6V159ZM50 159H53L52 161L50 160ZM17 160V161H18ZM19 160V161H20ZM119 160V159H118ZM166 160V159H165ZM176 160V161H175ZM252 160V159H251ZM5 161V162H4ZM7 161V162H8ZM102 161V160H101ZM124 161V162H123ZM166 161V162H167ZM21 162V163H22ZM18 163H20V162H18ZM143 162H140L138 165L140 166V164H142ZM195 163H196V160H195ZM24 164H26V163H24ZM54 164V163H53ZM19 165H21V164H19ZM214 165V166H213ZM32 166V167H33ZM54 166V165H53ZM53 166L51 167V168H53ZM97 166H100V165H96L95 167L97 168ZM144 166V165H143ZM145 166H147V165H145ZM144 166V171H143V168L141 169L140 167L138 168V172L140 173V174H142L141 176H146V174L148 173L147 171H148V168H149V166H148V168L147 167H145ZM213 166V169L211 168ZM87 167V166H86ZM188 167V168H187ZM8 169H7V171L10 169V167H7ZM22 168V167H21ZM20 168V169H21ZM23 168H25V166L23 167ZM19 169V170H20ZM87 169V168H86ZM211 169V170H210ZM0 170V171H1ZM18 170V169H17ZM25 170V169H24ZM55 170V169H54ZM79 170V169H78ZM147 170V171H146ZM216 170H214V171H216ZM1 171V172H2ZM5 171H6V169H5ZM6 171V172H7ZM22 172H23V170H21ZM20 171V173H22ZM89 171H90V169H89ZM26 172V171H25ZM42 172H44L45 174L44 175H42L41 176V174H43ZM82 172V173H81ZM256 172L254 173L253 172V174L254 175H256L257 176V174H256ZM24 173V172H23ZM22 173V174H23ZM139 173H138V177L140 178L141 176H139ZM0 174V175H1ZM28 174H26V176L28 175ZM127 174H128V172H127ZM249 174H250V172H249ZM64 175V176H63ZM77 175H75V176H77ZM79 175L77 176V177H79ZM135 175H136V173H135ZM134 175V176H135ZM220 175H222V173H220ZM251 176H252V173L250 174ZM253 175V176H254ZM259 175V174H258ZM44 176V177H43ZM72 176V177H73ZM74 176V177H75ZM132 176V175H131ZM130 176V177H131ZM156 176L157 177H159V174L157 173L156 174ZM219 176V175H218ZM16 177V176H15ZM25 177V176H24ZM32 177V178H31ZM52 177H53V179H52ZM133 177V176H132ZM222 177V176H221ZM255 177V176H254ZM11 178V179H10ZM30 178H31V180H30ZM105 178H106V180H108L109 181V183H108V181H104L105 180ZM127 178H128V176H127ZM55 179V180H56ZM71 179H75L76 180V177L75 178H71ZM70 179V180H71ZM133 179H134V177H133ZM136 179H138V178H136ZM216 179V178H215ZM218 179H220L219 177L217 178V180ZM222 179V178H221ZM28 180H30V181H28ZM54 180V181H55ZM73 180H72V182H73ZM74 180V181H75ZM122 180H124V176H123V179ZM32 181V182H31ZM61 181V180H60ZM47 182V183H46ZM122 182V183H121ZM221 182H223V180L221 181ZM44 183V184H43ZM54 183V182H53ZM60 183V182H59ZM59 183L57 184V182L54 184V185H59ZM63 183V182H62ZM40 184H43L42 186H40ZM61 184V183H60ZM66 184V182H64L63 183V186ZM71 184V183H70ZM31 185V184H30ZM53 185V184H52ZM53 185V186H54ZM25 186H28L27 188H25V190H27V189H29L30 191H24V187ZM31 186H33V185H31ZM59 186H61V185H59ZM62 186V188H65L66 189V187H63ZM15 187H17L18 188V190L15 188ZM51 187V188H50ZM193 187V186H192ZM16 189V191H14L13 189ZM33 188V187H32ZM58 188V187H57ZM56 188V189H57ZM60 189H61V187H59ZM58 188V189H59ZM195 188H193L194 190H195ZM109 189V190H108ZM144 190V191H143ZM143 190H141V191H143V192H145V191H147V192H150L149 190H151V189H149V188H147V190H145V189H143ZM47 191V193L45 194V192ZM197 191V190H196ZM60 192V193H59ZM106 191H104L103 192V194H106L107 193ZM112 192H114L113 190H111V192L110 193H112ZM229 192V194L227 193V195H226V198H227V200L226 199H220V200H218L217 201V203H219L220 204V201H224V202H226L227 201V203H228V200L229 201H231V203H236L237 201L239 202V205H244L243 207L244 208H246L245 207V205H247V202H248V199L247 198H241V197H238V192H237V188L236 187H233V188H231V190L230 191H228ZM32 193V194H31ZM38 193V194H37ZM40 193V194H39ZM58 193V194H57ZM116 193V192H115ZM109 196H110V194H108ZM113 195H115V194H113ZM123 195V194H122ZM207 195V196H206ZM66 196V197H65ZM109 196H107L106 198H107V200L109 199L108 197ZM120 196L121 195H119V192H117L116 193V196H114L116 199H118V201L117 202H119V200L120 201H124V199L125 198H121L120 199ZM130 196H132V197H130ZM205 196V197H204ZM2 197V196H1ZM17 197V196H16ZM24 197V198H25ZM92 197V196H91ZM103 196H101L99 199L101 200V198H102ZM111 197V196H110ZM114 197H112L111 199L113 200L114 199ZM12 198V197H11ZM34 198V197H33ZM56 198H57V200H56ZM63 198V199H62ZM66 198V199H65ZM78 198H81L80 200H82V201H79L78 200ZM94 198V197H93ZM92 198V199H93ZM98 198V197H97ZM106 198H104L105 199V201H102V203L104 202L105 204H107L109 201H107L106 200ZM134 198V196L133 195H128L127 196V198L126 199H128L127 201H125V202H122V204H126L125 206H130V205H128V204H130V202H129V200L131 201V199H133ZM20 199H23L22 197L20 198ZM31 199V198H30ZM30 199H26V200H30ZM53 199H54V202H53ZM59 199V200H58ZM62 199V200H61ZM88 199H90L89 197H88ZM92 199H90L88 202H86V201H84V202H86L85 203V206L87 205H89V203L90 204H92V206L95 204V203H98L99 204V202H100V200H96L95 202L92 200ZM96 199V198H95ZM175 199V198H174ZM178 198H176V202H172L173 204H171V201H169V203H170V206H168V207H166V208H160L159 209V211L161 212L162 211V213H160V214H157L155 217L156 218H154L155 220L152 222H147V220H145L144 218H142L143 220H142V222H141V217L139 218V220H140V222H141V226H143L144 228L146 227V228H150V229H148L149 231H151V232H153V233H155L156 231L157 232H159V230L158 229H160V228H163V229H166V231L165 232H167V229H169V231H171V232H175V231H177V232H179V234L180 235H184V237L186 236V234H187V231L185 230H183L182 228H181V225H180V223H179V220L178 219H181L180 221L183 223V220H185V219H187L188 217H190V218H194L195 217V215H193L192 214V211H193V209H194V211H195V208H194V206H191L192 204L189 202H182V204L180 203L181 201L179 200V202H178V200H177ZM26 200L24 201V199L21 201V202H26ZM32 200V199H31ZM87 200V199H86ZM103 200V199H102ZM172 200H173V198H172ZM57 201H59L60 203L59 204H61L62 206L64 205L63 203H65V205L62 207V206H58L56 203H57ZM99 201V202H98ZM199 201V202H198ZM23 202V203H24ZM28 202H30V201H27L26 203H28ZM93 202V203H92ZM132 203H131V206L133 205V206H135V204L133 203V201H131ZM237 202V203H238ZM23 203H22V205H19L20 207H27L29 204H24L23 205ZM88 203V204H87ZM110 203H112L111 202V200H110ZM223 203V202H222ZM4 204V203H3ZM117 204V203H116ZM121 204V205H122ZM224 204V206H225V204L226 203H223ZM84 205V204H83ZM96 205V204H95ZM118 205V204H117ZM120 205V204H119ZM167 205H169V204H167ZM221 205V204H220ZM249 205V204H248ZM86 206V207H87ZM91 206V207H92ZM106 206V205H105ZM199 206V205H198ZM200 206H201V204H200ZM203 206V205H202ZM19 207V208H20ZM62 207V208H61ZM88 207H90V205L88 206ZM108 207H112L111 205L109 206V204H108ZM192 207H193V209H192ZM106 208V207H105ZM122 208H124V206L122 207V206H120V207H118L117 206V208L116 209H112L113 211H116V213H118V211L117 210H120V209H122ZM212 208V207H211ZM221 208H222V205H221ZM220 208V209H221ZM243 208V209H244ZM248 208V207H247ZM246 208V209H247ZM250 209L252 208V207H249ZM248 208V209H249ZM86 209H90V208H86ZM109 209V208H108ZM107 208H106V211L108 210ZM22 210V209H21ZM23 210L26 212V213H19L20 212V209H19V212H18V215H20L19 217H18V219H20V217L22 216V214H26L25 216V218L24 219H26L27 217H30L31 216V218L32 217H34V215L36 214V210L35 211H31V210H26V209H24L23 208ZM210 211H208L207 213H210L209 214V216L210 217H219V216H223V211H219V212H216V211H212L213 209H209ZM217 211H218V209H216ZM224 210V209H223ZM239 210V209H238ZM237 210V211H238ZM23 211V212H24ZM28 211V212H27ZM101 211V210H100ZM103 211H105V210H103ZM103 211H101L102 212V214H103ZM225 211V210H224ZM240 212L242 211V210H239ZM31 213V215H30V213ZM109 212V211H108ZM222 212V213H221ZM15 213H17V212H15ZM14 213V215H15V217H17V215ZM78 213V214H77ZM195 213V212H194ZM29 214V215H28ZM55 214V215H54ZM113 214H114V212H113ZM8 215V214H7ZM28 215V216H27ZM111 215V214H110ZM118 215H120V213L118 214ZM121 215H123V214H121ZM181 215V216H180ZM207 215V214H206ZM5 216H6V214H5ZM107 216V215H106ZM113 216V220H114V215H112ZM112 216H110V217H112ZM116 216V218L118 219L119 217L117 216V215H115ZM142 216V215H141ZM193 216V217H192ZM9 217V215L7 216V217H5L6 219ZM22 217H24V215L22 216ZM21 217V218H22ZM79 217H80V214H79ZM143 217V216H142ZM181 217V218H180ZM77 218V219H76ZM127 218V217H126ZM125 218V221H127V219ZM5 219V220H6ZM82 219V218H81ZM189 219V218H188ZM8 220V219H7ZM121 220V219H120ZM117 221L116 223H118L117 225H124V224H126L127 223V227H129L128 226V222H123V221ZM153 220V219H152ZM210 220V219H209ZM220 220V219H219ZM215 222H217L218 220H214ZM79 222V223H78ZM212 222V221H211ZM116 223H114L115 225H116ZM175 223L177 224V226L175 225ZM181 223V224H182ZM220 222L218 221V224H219ZM41 224H43V223H40V225ZM217 224V229L216 230H214V229H212L211 230V232H209V234H208V237H206L205 236V238H203V240L205 239L206 241H204V242H207L208 243V245L210 246L209 248H208V251H206V249L204 250V249H198L199 251H197L196 250V252H192L191 250H193V249H190L188 246H186V245H183L182 244V241H181V239H183L184 237H182V236H180V237H182L181 239H180V241L178 242V239L180 238H178V237H176V239H172L171 237H169L168 239L166 238V236L164 235V231H163V234H162V232H160L161 234H162V240L160 239V234H158V236L157 237H159V238H157V239H155V240H157V241H154L155 242V244H156V247H157V249L156 250H158V252H159V254H160V256L162 257V256H164V257H167V258H171L172 259V261L174 260V261H176L178 264H185L187 261L189 262L188 264H222V263H229L230 262V260L232 259L231 257H232V255H231V248H232V246H234V245H232L231 247H230V245H229V243H228V240H226L225 242L226 243H228V247L227 248H225L224 246H225V244H224V246H222L223 245V243H221L222 241H220V237H219V235H218V229L219 228H221V227H219V225ZM221 224H224V223H221ZM116 225V226H117ZM136 225V224H135ZM134 225V226H135ZM179 225V226H178ZM225 225V224H224ZM17 226V225H16ZM42 226V225H41ZM125 226V225H124ZM131 226V225H130ZM138 226V225H137ZM140 226V227H141ZM77 227H78V229L79 230H77ZM86 227V228H85ZM88 227V228H87ZM132 227V226H131ZM130 227V228H131ZM139 227V228H140ZM225 227V226H224ZM223 227V228H224ZM245 227V226H244ZM80 228H81V231H80ZM121 228H122V226H121ZM124 228V227H123ZM129 228V229H130ZM134 228V227H133ZM138 228V227H137ZM250 227H245L244 229H246V231H248V232H252L253 231V229H249ZM41 229H43V227L41 228ZM45 229V228H44ZM120 229V228H119ZM128 228H125L124 230H122L121 229V231L122 232H127V230H129ZM135 229H136V227H135ZM135 229H133L134 231H132V229H130L129 231L131 232V234L133 235V233H135L136 231H135ZM141 229V228H140ZM222 229V228H221ZM53 230V229H52ZM117 230H118V228H117ZM139 230V229H138ZM119 231V233H120V230H118ZM128 231V232H129ZM220 231V230H219ZM127 232V233H128ZM170 232V233H171ZM173 232V233H174ZM177 232H175V233H177ZM254 232V231H253ZM23 233H26V234H28V235H26L27 237H26V239L24 238L25 236H24V234ZM168 233V232H167ZM185 233V234H184ZM234 233V232H233ZM22 234H23V236H22ZM88 236H87V235ZM96 233H94L93 232V234H92V236H91V238H93V236L95 235ZM157 234V233H156ZM172 234V233H171ZM178 234V233H177ZM231 234V233H230ZM262 234V233H261ZM261 234H257V237H254V238H252V240H250L249 241V245H248V247H247V255H246V259H247V261H249V263H251V264H264V260L262 259V257H260V258H258V256L257 255H255L254 253H255V251L259 248V249H261L260 248V246H261V244H260V241H259V238H262V242L264 241L263 239H264V235H261ZM117 235H118V233H117ZM122 235V234H121ZM134 236V235H133ZM233 236V235H232ZM231 236V237H232ZM125 237V236H124ZM165 237V238H164ZM259 237V238H258ZM28 238V239H27ZM87 238V239H88ZM90 238V240H92ZM120 238H122L121 236H120ZM200 238H202V237H200ZM244 238H246V237H244ZM249 238V237H248ZM23 239H25V241L23 240ZM81 239H82V241H81ZM87 239H84V240H86L87 241ZM104 239V241H106L105 243H108V246H106L105 245V243H104V241H103V243H102V240ZM165 239V240H164ZM159 240V241H158ZM177 240V241H176ZM93 241V245H95L96 243L94 242L95 240H92ZM229 241H230V239H229ZM245 241L246 242H248V240H247V238L245 239ZM89 242V241H88ZM157 242V243H156ZM178 242V243H177ZM87 243V242H86ZM95 243V244H94ZM233 243V241L231 240V243L230 244H232ZM236 242H234L233 244H235ZM239 243V242H238ZM134 244V245H135ZM155 244H154V247H155ZM221 244V245H220ZM247 244V243H246ZM6 245V246H5ZM87 245V244H86ZM24 246V247H23ZM85 245H83L82 247H84ZM90 246V245H89ZM239 246V245H238ZM246 246V245H245ZM29 247V246H28ZM31 247V246H30ZM86 247V246H85ZM135 247V246H134ZM144 247V246H143ZM236 247V246H235ZM130 248V247H129ZM205 248V247H204ZM90 249L93 251H90ZM132 249V248H131ZM256 249V250H255ZM258 249V250H259ZM75 251V252H76ZM79 252H82V253H79ZM131 252V253H130ZM257 253V252H256ZM25 256H27V255H25ZM163 257V258H164ZM46 258V261L44 262L43 261V259H45ZM101 261V262H100ZM114 261H117V260H113V262ZM191 262V263H190ZM231 263V262H230ZM229 263V264H230ZM107 264V263H106ZM154 264H159V261H158V263L156 262H154Z\"/></svg>", "mask_w": 264, "mask_h": 264}]
</instances>
